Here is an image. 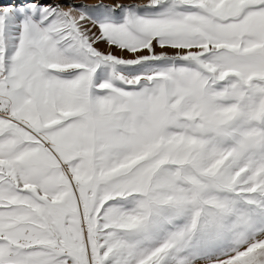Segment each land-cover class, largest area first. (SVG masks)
I'll return each instance as SVG.
<instances>
[{"label": "snow or ice", "instance_id": "obj_1", "mask_svg": "<svg viewBox=\"0 0 264 264\" xmlns=\"http://www.w3.org/2000/svg\"><path fill=\"white\" fill-rule=\"evenodd\" d=\"M0 264H264V0L0 3Z\"/></svg>", "mask_w": 264, "mask_h": 264}, {"label": "rangeland", "instance_id": "obj_2", "mask_svg": "<svg viewBox=\"0 0 264 264\" xmlns=\"http://www.w3.org/2000/svg\"><path fill=\"white\" fill-rule=\"evenodd\" d=\"M11 2V0H0V3H9ZM85 2H88V3H95L96 0H85ZM111 2V0H110ZM126 2H131V0H126ZM103 47V46H102Z\"/></svg>", "mask_w": 264, "mask_h": 264}]
</instances>
